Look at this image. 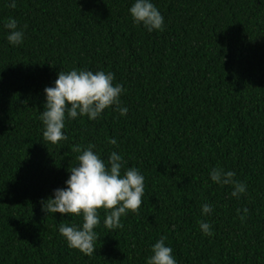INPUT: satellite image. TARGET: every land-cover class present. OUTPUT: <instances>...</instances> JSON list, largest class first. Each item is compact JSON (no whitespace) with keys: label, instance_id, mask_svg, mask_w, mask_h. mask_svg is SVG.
<instances>
[{"label":"trees","instance_id":"1","mask_svg":"<svg viewBox=\"0 0 264 264\" xmlns=\"http://www.w3.org/2000/svg\"><path fill=\"white\" fill-rule=\"evenodd\" d=\"M133 2L0 0V264H146L161 237L178 264H264V0H153L165 26L152 33L133 23ZM9 17L21 46L6 39ZM74 68L114 73L129 111L66 119L68 139L53 145L44 89ZM89 145L105 160L117 152L145 185L121 227H104L101 211L86 256L59 233L82 219L47 215L42 201ZM214 167L234 171L246 194L214 184Z\"/></svg>","mask_w":264,"mask_h":264},{"label":"clouds","instance_id":"2","mask_svg":"<svg viewBox=\"0 0 264 264\" xmlns=\"http://www.w3.org/2000/svg\"><path fill=\"white\" fill-rule=\"evenodd\" d=\"M7 6L16 8L17 0H8ZM129 13L133 23L149 33L164 30V16L153 0H134ZM4 28L10 45L17 47L24 43L25 32L15 18L9 17ZM114 80L115 74L110 71L75 68L60 71L55 85L44 89L46 102L40 114L43 140L53 145L67 141L64 132L66 119L87 117L96 121L108 109L126 117L129 109L121 99L126 90ZM111 143L116 144V140ZM78 151L77 165L68 170L70 175L65 187L55 189L52 196L42 201V211L47 215L81 218L80 224L60 223L59 233L70 249L91 256L98 238L95 229L101 224V211L104 213V227H121V218L128 212H137L141 207L145 177L135 167L125 168L123 157L115 151L109 154L107 160L95 151V145ZM209 177L221 188L230 187L234 198L239 199L246 194L247 185L236 179L234 171L214 167L210 169ZM213 211L214 206L207 202L201 206L204 216L211 215ZM243 212L247 215L248 209H243ZM199 228L203 235H213L212 225L207 221H200ZM166 239L161 237L151 247L146 264H178L173 249L165 243Z\"/></svg>","mask_w":264,"mask_h":264}]
</instances>
